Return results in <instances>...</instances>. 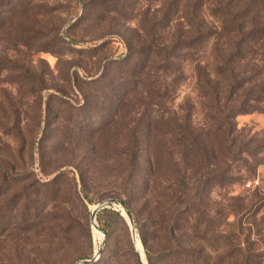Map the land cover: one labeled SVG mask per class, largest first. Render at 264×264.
I'll use <instances>...</instances> for the list:
<instances>
[{"label":"rangeland","instance_id":"obj_1","mask_svg":"<svg viewBox=\"0 0 264 264\" xmlns=\"http://www.w3.org/2000/svg\"><path fill=\"white\" fill-rule=\"evenodd\" d=\"M253 1L235 0L237 10ZM109 2L22 0L28 17L24 28L30 32L21 34L20 25L5 17L0 22V264L91 260L103 246L106 224L113 227L103 260L131 252L130 247L137 254L121 212L124 224L113 214L98 213L99 231L91 224V212L106 200L121 201L118 177L123 165L112 160L107 144H126L125 128L135 126L141 112L121 111L117 130L101 136L96 141L99 150L92 151L89 130L96 128L99 116L85 120L89 111H79L84 97L92 93L82 85L71 90L65 82L69 73L96 79L109 62L124 59V34L140 31L146 40L170 45L186 40L193 28L218 32L197 51L184 52L181 71L173 76L177 81L168 109L180 124L187 118L195 129L215 124V107L200 87L198 65L219 84L228 105L264 91V40L247 45L250 51L237 62V79L245 87L236 95L229 97L227 82L217 73L236 49L237 39L224 31L225 8L233 2L229 10L235 12L233 0H119L118 6ZM249 19L244 32L264 28L263 0L255 3ZM31 29L40 35L34 37ZM34 78L44 80L46 89L39 92ZM54 89L66 94L69 105L49 97ZM256 108L234 120L237 147L249 150L231 165L242 180L213 190L206 201L211 219L220 225L218 235L210 233L205 245L208 264H264V103ZM81 175L88 198L82 193ZM120 262L133 264L124 257Z\"/></svg>","mask_w":264,"mask_h":264},{"label":"trees","instance_id":"obj_2","mask_svg":"<svg viewBox=\"0 0 264 264\" xmlns=\"http://www.w3.org/2000/svg\"><path fill=\"white\" fill-rule=\"evenodd\" d=\"M233 1L235 12L229 10L233 2L225 8L224 31L228 30V35L237 39L236 49L217 70L227 82L229 97L245 87L237 79L236 65L244 60L241 55L250 51L246 46L264 40V28L244 32L245 23L260 0L240 10ZM21 2L0 0V22L7 18L10 24L18 23L23 34L30 31L24 28L28 17ZM118 3L119 0H110L109 5L118 6ZM31 32L34 37L40 35L35 29ZM217 34V31L193 28L186 40L179 37L178 41L167 45L150 41L149 37L146 40L140 31L127 33L122 36L126 56L109 62L98 78L80 77L77 73H69L65 78L71 90L75 86L80 89L82 85L92 93L91 97H84V105L79 109L83 113L84 107L89 111L84 114L86 117L82 116L85 120L91 119L93 114L99 116L96 128L89 130L94 137L92 151L99 150L96 141L101 136L117 130L116 118L121 111L131 108L135 115L141 112L135 126L125 128L127 143L112 140L107 144V151L116 165H123L118 177L120 198L134 221L148 264L210 263V257L204 254L207 252L205 245L210 233L218 235L220 225L211 219L206 201L213 190L233 186L242 180L232 172L231 165L249 150L246 146L237 147L234 120L239 115L254 112L256 105L264 103V91L256 95L249 93L239 105H228L221 97L219 84L205 70L202 73L198 65L200 87L215 107L214 126L195 129L192 118L180 124L168 109L172 87L177 81L173 76L181 71L183 53L197 51ZM34 80L41 86L39 92L46 89L44 80ZM49 93L52 94L49 97L69 105L63 91L54 89ZM46 105L49 107V103ZM80 179L82 193L88 198L84 176ZM103 213L113 214L125 223L119 212L104 210ZM112 227L113 224H106L103 230L107 239L111 237ZM130 251L107 260L101 258L93 264H121L123 257L128 263L141 264L132 247Z\"/></svg>","mask_w":264,"mask_h":264},{"label":"water","instance_id":"obj_3","mask_svg":"<svg viewBox=\"0 0 264 264\" xmlns=\"http://www.w3.org/2000/svg\"><path fill=\"white\" fill-rule=\"evenodd\" d=\"M110 209L119 210L118 212H121L122 216L127 221L128 225L130 227L132 240H133L134 246L136 248L138 257L141 260V264H148L145 252L143 250V246H142V252L144 254L145 263L143 262L141 253L139 252V250L137 248L136 243L139 239H138V236L136 234L135 224H134V221H133V219L129 213L128 208L125 206V204L122 201L117 200V199H109V200H106V201L98 204L91 212V224L94 227V229L96 231H99V227H98V224L96 221L98 213H100L101 211L110 210ZM105 241H106V236L104 235L103 246L94 254V256L91 260H82L76 264H93V263H96L101 258L102 254H103ZM139 242L141 243L140 240H139Z\"/></svg>","mask_w":264,"mask_h":264},{"label":"bare ground","instance_id":"obj_4","mask_svg":"<svg viewBox=\"0 0 264 264\" xmlns=\"http://www.w3.org/2000/svg\"><path fill=\"white\" fill-rule=\"evenodd\" d=\"M100 235V234H99ZM102 236V235H101ZM100 240H102L101 238H100ZM137 248H138V250H139V252L141 253V256H142V260H143V262L145 263V258H144V254H143V252H142V247H141V245H140V242H139V240L137 241Z\"/></svg>","mask_w":264,"mask_h":264}]
</instances>
